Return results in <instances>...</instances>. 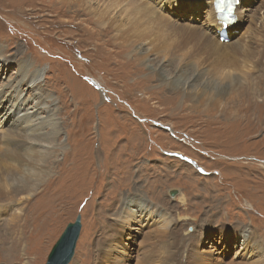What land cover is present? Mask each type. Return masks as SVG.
Wrapping results in <instances>:
<instances>
[{
	"label": "rangeland",
	"instance_id": "obj_1",
	"mask_svg": "<svg viewBox=\"0 0 264 264\" xmlns=\"http://www.w3.org/2000/svg\"><path fill=\"white\" fill-rule=\"evenodd\" d=\"M82 1L86 5L90 2L0 0V86L6 85L1 93H16L17 88L26 99L40 97L35 87L27 84L32 81V72H42L37 85L61 128L56 149L51 151L46 165L51 174L45 176L28 201L29 206L37 205L41 211L50 210L49 216L44 217V223L37 221L35 230L27 229L29 236L18 251L13 252L9 246L6 249L0 242V264H17L18 256L22 263L46 264L63 231L78 216L82 217L83 226L71 264H93L98 242L108 238L110 212L125 195L164 203L171 199V190H178L189 197L187 207H192L182 206L188 212L181 208L179 212L180 216L191 217L192 221H187L190 226L214 209L211 212L217 215L213 228L221 224V218L226 224L251 225L264 233V199H256L264 197V107L255 105L256 110L251 113L246 111L241 117L228 120L222 115L208 119L190 111V99L181 93L174 94L168 87L154 93V89L144 88L149 81L151 87L160 86L151 76L143 83L141 78L136 80L142 85L137 90L135 84L127 86L129 73L139 70L138 64L130 58L128 61L129 50L122 51L118 41L115 44L109 31L104 30L111 26L113 18L117 23L122 19L126 23L124 8L108 10L107 5L101 4L87 10L80 7ZM201 2L194 12L182 7L165 11L184 24L203 27L216 35L214 26L206 23L210 1H205L207 5ZM242 5L245 13L240 22L236 19V28L227 31L226 44L234 39L250 40L255 24L264 22V0H245ZM261 34L257 33V37ZM171 63L175 67L166 70L174 76L178 66ZM26 67L29 76L23 73ZM229 69L232 70L225 67ZM23 75L25 79L18 88ZM260 77L264 78V74ZM256 100L261 105L264 96ZM46 107L41 105L43 117L48 115ZM31 108L38 110L40 106ZM8 124L6 120L1 129ZM239 135H244L242 141ZM50 178L57 184H50ZM244 178L250 181L246 187ZM53 190L56 191L51 203L40 201L44 193ZM13 200L5 205L12 207ZM171 200L175 206V199ZM26 214L28 220L36 216L29 210ZM148 229L124 230L119 248L132 253L140 250V256L143 241L152 232ZM215 230L204 236L207 243L203 248H209V236H215ZM234 246L231 244L228 249L231 256L235 254ZM136 255L133 253L135 259ZM130 264H136V260Z\"/></svg>",
	"mask_w": 264,
	"mask_h": 264
},
{
	"label": "bare ground",
	"instance_id": "obj_2",
	"mask_svg": "<svg viewBox=\"0 0 264 264\" xmlns=\"http://www.w3.org/2000/svg\"><path fill=\"white\" fill-rule=\"evenodd\" d=\"M62 1L70 2V0ZM201 1L205 5H207L205 1H210L209 11H206V23L208 27L214 26L216 35L203 27L184 24L175 18L176 15L165 11L182 7L190 8V12H194L201 6ZM205 1L90 0L87 5L83 1V4L79 3L80 7H86L87 10L101 4L107 5L108 10H114L119 6L124 8L126 23H123V19L117 23L113 18L111 26L104 30L109 31L115 44L118 41L117 45L122 51L124 48L129 50L127 53L129 57L125 55L128 61L131 59L138 64L139 70L129 73L127 86L135 84L137 90L142 85L136 80L141 78V81H146L151 76L160 83V86L151 87V82L148 80L146 86L143 85L144 88L149 91L154 89V93L156 89L160 91L161 87H164L167 90L168 87L174 94L181 93L182 96L190 99L189 110L197 116L205 115L208 119H215L222 115L227 120L233 116L241 117L240 114L246 111L251 113L258 105L264 107V101L261 105L256 103L257 97L264 96V78L260 77L264 71H259L264 70V22L260 26L259 23L255 24V33L250 40L237 42L234 39L226 44L220 41V37L225 36L231 27L236 28L238 24L236 19L238 18L237 22H240L245 13V6L242 5L245 0H239L235 19L230 25L225 24L227 27L225 32H222L224 23L218 19V12L214 9L215 0ZM118 9L121 10V7ZM257 33L261 36L257 37ZM162 55H164L163 61L160 60ZM1 60L6 63L3 58ZM172 61L178 66V69L174 70L176 71L174 76L166 70V67H173ZM225 67H231L232 70H225ZM28 69L26 67L23 73L27 72L29 76ZM31 75L32 81L30 82V78V83L27 85L35 87L36 94L40 96L38 98L34 96L26 99L24 93L17 88L16 93L13 91L1 93L6 85L0 86V242L6 249L9 246L13 252L21 249L25 238L29 236L27 229L35 230V223L37 221L44 223V217L49 216L50 210L41 211L37 205L29 206L28 201L43 183L45 176L51 174L46 169V165L52 156L51 151L56 149L61 132L57 119H54L55 113L46 107L47 100L43 98L37 85L42 79V72H32ZM25 76L23 75L21 82L18 81V88L21 87ZM132 80L133 82L129 83ZM36 99L39 100L38 103ZM150 99L149 96L148 100ZM36 104L40 108L32 110L31 107ZM42 104L48 110V115L44 117L40 113ZM188 107L186 106V109ZM6 120H9V124L1 129ZM239 136L242 141L244 135ZM64 169L62 165L63 172ZM49 180L52 181L50 184L56 182L52 178ZM249 182L245 180L243 186L246 187ZM54 189L57 190L58 187ZM56 190L50 194L44 193L40 201L51 203ZM180 192L175 198L177 203L175 206L171 205L174 202L171 197L169 201H163L164 203H155L140 195H137L139 198L120 196L115 209L110 212L112 224L106 234L107 241L98 242L93 264H130L134 260L136 264H264L262 236L264 233H259L251 225L243 227L237 223V226L226 224L221 218L218 219V223L221 224L213 228V218L217 215L211 212L214 209L208 210L198 221H194L195 226L194 224L190 226L187 221L191 222V217L180 216L179 212L180 208L184 213L188 212L182 206L190 205L189 197L185 198ZM258 198L264 199L263 195L256 197ZM12 199H14L13 206L7 207L5 202ZM190 207L192 206L187 208ZM13 208L15 209L10 211ZM28 210L30 214L36 215L30 220L26 218ZM3 215L8 218L4 220ZM139 228H149L152 232H149L148 237L143 241L144 248L140 256V250L133 252L137 253L135 259L132 252H125L124 249L119 248L118 245L121 243L119 237L126 229L138 232ZM213 230L216 234L212 237L210 234L209 248H203L207 243H204V236L212 233ZM231 244H235L233 247L235 254L232 256L229 255L228 250ZM16 261L17 264L31 263L20 262L19 256Z\"/></svg>",
	"mask_w": 264,
	"mask_h": 264
},
{
	"label": "water",
	"instance_id": "obj_3",
	"mask_svg": "<svg viewBox=\"0 0 264 264\" xmlns=\"http://www.w3.org/2000/svg\"><path fill=\"white\" fill-rule=\"evenodd\" d=\"M178 190H171L169 195L175 199ZM82 217L78 216L75 222L67 225L59 240L52 248L46 264H71L76 253L78 241L82 232Z\"/></svg>",
	"mask_w": 264,
	"mask_h": 264
},
{
	"label": "snow or ice",
	"instance_id": "obj_4",
	"mask_svg": "<svg viewBox=\"0 0 264 264\" xmlns=\"http://www.w3.org/2000/svg\"><path fill=\"white\" fill-rule=\"evenodd\" d=\"M216 8L222 14V17L227 19V13H231L232 11L231 0H217Z\"/></svg>",
	"mask_w": 264,
	"mask_h": 264
}]
</instances>
